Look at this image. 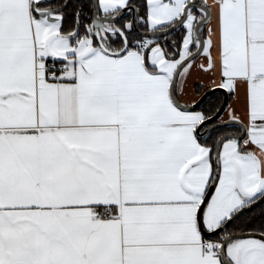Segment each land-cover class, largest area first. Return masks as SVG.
Segmentation results:
<instances>
[{
    "label": "crops",
    "instance_id": "crops-1",
    "mask_svg": "<svg viewBox=\"0 0 264 264\" xmlns=\"http://www.w3.org/2000/svg\"><path fill=\"white\" fill-rule=\"evenodd\" d=\"M188 1L146 0L137 23L173 26ZM193 1L211 19L176 97L192 106L211 89L227 90L224 118L246 126L243 146L252 149L222 147L202 214L212 232L264 194V0ZM39 2L0 0V264H224L197 222L213 172L196 134L204 118L170 95L179 65L198 48L204 15L189 12L172 60L159 46L146 55H112L92 39L73 46L61 15L37 14ZM128 3L99 0L100 15ZM54 61L68 69L61 81L47 79ZM227 256L264 264V242L233 241Z\"/></svg>",
    "mask_w": 264,
    "mask_h": 264
},
{
    "label": "water",
    "instance_id": "water-1",
    "mask_svg": "<svg viewBox=\"0 0 264 264\" xmlns=\"http://www.w3.org/2000/svg\"><path fill=\"white\" fill-rule=\"evenodd\" d=\"M47 1H52V0H45V1H42L41 3H45ZM92 1L94 4L93 26L95 29L96 39L98 41L99 47L103 51H105L109 54H112V55H122L126 51H128V49H129V41H128V38H127L125 32L122 29L115 26V24L120 22L126 16V14L129 12H131V27H132L133 31L139 37L144 38V39H155V38L161 39V38L169 37L178 28H180L181 26H183L186 23V21L189 17V12L191 9H197L198 11H201L204 13L203 18L197 23V25L195 27V38L199 43L198 48L194 53H192L189 57H187L179 65V67L176 71V74L174 76V79L171 83L170 95H171V98H172L174 104L177 107L184 109V110H189V111H195V110L199 109L201 107V105L207 100V98L214 93L219 92V93H222L224 95V101H223V104H222L221 108L219 109V111L213 117H211L207 120H204L198 126V128L196 130V134H197L199 139H204L210 133H212L214 130L229 127V126H237L241 129L240 133L226 134V135L222 136L219 139V141L217 142L216 147H215V151H214V161H215L214 177H213L211 185L208 189V192H207L202 204L200 205V207L198 209V213H197V222H198V226H199V229L202 232V234L208 239L215 238L216 236H218L222 232H225L227 227L229 225H231L235 220H237L240 216H242V215L246 214L247 212H250L253 209L260 206L264 202V194L259 199H257L256 201L250 203L249 205H247L244 208L237 211L224 224H222L216 230H214L212 232H208L205 230V228L203 226V221H202V214H203V211H204L206 205L208 204L212 194L214 193V190H215L217 183L219 181L220 171H221L220 156H221L222 147L226 142H228L230 140L240 143V141L244 140L246 138V135H247L246 126L237 120H228V121H224V122H218L221 119V117L223 116V114L226 112V110L230 104V94L227 90H225L223 88L211 89V90L207 91L199 99V101L192 106H186V105L181 104L180 101L176 97L175 87L177 85V81L179 79V76H180L182 70L188 64L197 60L205 50L206 40L202 36L201 30L203 28L207 27V25L210 22V19H211L210 9L198 1H191L190 3H188L185 6L184 11H183V15L181 16V18L172 27H170L168 29H164V30L142 32L139 29L138 24H137L138 9L136 6L128 5V6L124 7L116 16H101L100 15L99 0H92ZM35 12L37 14L44 15V14L57 12V11H54L51 9H37L36 8ZM102 32L106 33L108 35H113V36L119 35L123 40V48L120 51L110 50L104 43ZM204 128H206V129H204ZM249 238L259 239V240L264 242V235L259 234V233H239V234H235V235L225 236L221 245H220V248H219V256H220L222 262L224 264H233L227 256V247L231 242L237 241V240L249 239Z\"/></svg>",
    "mask_w": 264,
    "mask_h": 264
},
{
    "label": "trees",
    "instance_id": "trees-1",
    "mask_svg": "<svg viewBox=\"0 0 264 264\" xmlns=\"http://www.w3.org/2000/svg\"><path fill=\"white\" fill-rule=\"evenodd\" d=\"M191 1L193 0H189L188 2ZM128 4L136 6L139 14L143 16L145 15L146 0H129ZM36 8L51 9L57 11L61 15L62 24L60 32L63 36L69 39L70 43L73 46H77L81 41L85 39H92L95 45L99 46L93 26L94 4L92 0H52L45 3L39 2L35 4V9ZM190 12L198 13L200 15V18L202 17V15H204L197 9H191ZM137 24L142 32L149 31L139 22ZM115 26L125 32L129 41L128 51L136 49L137 43L140 40H147L149 42L148 51L156 46H159L165 50L166 55L169 59L178 60L180 57V49L186 35V29L184 25L178 28L167 38L144 39L139 37L133 31L131 27V13L129 12L120 22L116 23ZM170 27H172V25L161 28L160 30L168 29ZM201 34L206 38V28H203L201 30ZM104 43L112 51H119L123 48V40L119 35L113 36L107 34L106 38H104ZM148 51L145 53V55L148 53ZM223 101L224 95L222 93H214L210 95L207 100L201 105V107L196 111L202 114L204 120H207L213 117L219 111L223 104ZM224 115L225 113L218 122L226 121ZM240 131L241 129L237 126H229L214 130L207 137L200 140V143L210 150L213 167L211 182L215 173L214 151L217 142L222 136L226 134L240 133ZM244 142L245 139L240 141L239 143L240 151L244 153L252 152V149L247 146H243ZM260 197H258L257 199H259ZM257 199H255L254 201H256ZM239 233H259L264 235V202L252 211L240 216L237 220H235L231 225L227 227L225 232H222L213 239L207 238V240L217 242V252L219 253V248L224 237L227 235H235Z\"/></svg>",
    "mask_w": 264,
    "mask_h": 264
},
{
    "label": "built area",
    "instance_id": "built-area-1",
    "mask_svg": "<svg viewBox=\"0 0 264 264\" xmlns=\"http://www.w3.org/2000/svg\"><path fill=\"white\" fill-rule=\"evenodd\" d=\"M148 48H149V42L147 40H140L137 43L135 50L139 54H145L148 51ZM67 72H68V69H67L66 65L63 63L51 62L45 68V73H46L47 79L52 80V81H61L63 79V77L67 74ZM105 218L106 219H112L113 214L111 212H106ZM96 220L102 221L103 216L102 215L96 216Z\"/></svg>",
    "mask_w": 264,
    "mask_h": 264
},
{
    "label": "rangeland",
    "instance_id": "rangeland-1",
    "mask_svg": "<svg viewBox=\"0 0 264 264\" xmlns=\"http://www.w3.org/2000/svg\"><path fill=\"white\" fill-rule=\"evenodd\" d=\"M42 1H45V0H40V2H42ZM229 142H232V140H230ZM229 142H227V143H229Z\"/></svg>",
    "mask_w": 264,
    "mask_h": 264
}]
</instances>
